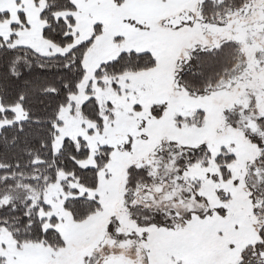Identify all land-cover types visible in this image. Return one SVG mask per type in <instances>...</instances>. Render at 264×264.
I'll use <instances>...</instances> for the list:
<instances>
[{"label": "snow or ice", "instance_id": "snow-or-ice-1", "mask_svg": "<svg viewBox=\"0 0 264 264\" xmlns=\"http://www.w3.org/2000/svg\"><path fill=\"white\" fill-rule=\"evenodd\" d=\"M0 264H264V0H0Z\"/></svg>", "mask_w": 264, "mask_h": 264}]
</instances>
